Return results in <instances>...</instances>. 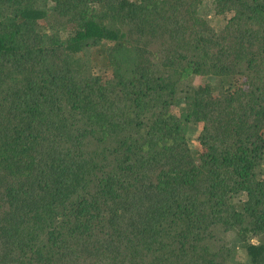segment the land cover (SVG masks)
<instances>
[{
  "label": "trees",
  "instance_id": "obj_1",
  "mask_svg": "<svg viewBox=\"0 0 264 264\" xmlns=\"http://www.w3.org/2000/svg\"><path fill=\"white\" fill-rule=\"evenodd\" d=\"M204 1L0 0V264H264V0Z\"/></svg>",
  "mask_w": 264,
  "mask_h": 264
},
{
  "label": "rangeland",
  "instance_id": "obj_2",
  "mask_svg": "<svg viewBox=\"0 0 264 264\" xmlns=\"http://www.w3.org/2000/svg\"><path fill=\"white\" fill-rule=\"evenodd\" d=\"M201 16H203L210 24V26L218 31L225 25L224 17L215 15L210 0H205L201 6ZM103 71V70H102ZM108 77V75L106 76ZM212 83L211 78L196 77L195 85H206ZM202 124L192 125L187 134L188 146L192 152L197 153L201 147L198 142V136L200 135ZM230 245L233 252L232 258L235 261L244 262L246 260V252L241 248L240 244L230 238Z\"/></svg>",
  "mask_w": 264,
  "mask_h": 264
}]
</instances>
